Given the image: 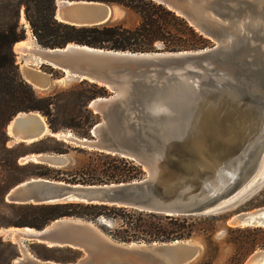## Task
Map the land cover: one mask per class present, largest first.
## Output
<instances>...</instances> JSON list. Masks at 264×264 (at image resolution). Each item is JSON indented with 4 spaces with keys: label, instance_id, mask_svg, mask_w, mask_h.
I'll use <instances>...</instances> for the list:
<instances>
[{
    "label": "water",
    "instance_id": "obj_1",
    "mask_svg": "<svg viewBox=\"0 0 264 264\" xmlns=\"http://www.w3.org/2000/svg\"><path fill=\"white\" fill-rule=\"evenodd\" d=\"M152 1L184 18L216 46L133 53L76 44L47 49L38 44L42 50L36 53L40 66L98 84L112 94L90 105L101 117L92 139L61 138L78 148L134 161L147 177L104 185L34 178L13 188L9 203H79L167 217H209L237 210L264 186V0ZM114 9L58 0L56 20L99 27L113 21ZM24 76L42 90L53 85L40 70L27 69ZM42 117L38 112L18 114L7 127L10 147L39 142L49 132L55 135ZM39 156L36 164H68L61 155ZM99 223L63 218L42 230L2 233L19 247L21 256L14 264H61L37 258L29 243L83 252L74 264H191L200 254L198 247L184 241L120 243ZM229 224L264 227V208L239 213ZM263 256L254 254L246 264H257Z\"/></svg>",
    "mask_w": 264,
    "mask_h": 264
},
{
    "label": "trees",
    "instance_id": "obj_2",
    "mask_svg": "<svg viewBox=\"0 0 264 264\" xmlns=\"http://www.w3.org/2000/svg\"><path fill=\"white\" fill-rule=\"evenodd\" d=\"M58 0H10L0 5V166L19 170L35 169L30 176L60 180L52 176L51 168L41 164L19 167L18 159L26 153L20 150L27 144L8 146L6 126L20 113L38 112L47 118L51 131H72L75 137L92 139V130L101 122V117L90 108L98 98L111 96V92L98 84L80 81L67 91L49 97H40L22 77L16 62L15 46L26 40V31L21 25L22 9L37 43L47 49L65 48L70 44L91 48L133 53H155V46L162 44L166 52L204 50L211 41L197 32L184 19L167 7L152 0H69L107 4L129 9L141 18L140 24L129 29L124 25L106 24L99 27H75L56 20ZM52 70V69H50ZM53 71V70H52ZM43 139L30 144L37 153H46ZM39 148V149H38ZM71 150L65 144L54 150L67 154ZM112 161L96 184H119L140 180L144 169L134 161L100 154ZM60 172V171H58ZM68 184H95L87 181L60 180ZM24 180L18 183H23ZM7 188L0 182V204L7 206ZM10 206V205H8ZM19 211L20 219L14 226L42 230L52 222L63 218H80L99 222L103 218L117 223L118 229L111 231L112 239L120 243H172L194 237L198 220L195 217H167L139 212L134 209L86 205L79 203L54 205H11ZM210 218L201 219L205 237H209ZM33 254L43 261L74 264L83 257V252L72 248H49L33 245ZM9 254L8 256L6 254ZM19 256L11 242L0 238V264H13Z\"/></svg>",
    "mask_w": 264,
    "mask_h": 264
},
{
    "label": "rangeland",
    "instance_id": "obj_3",
    "mask_svg": "<svg viewBox=\"0 0 264 264\" xmlns=\"http://www.w3.org/2000/svg\"><path fill=\"white\" fill-rule=\"evenodd\" d=\"M8 1L10 0H0V5L5 6L8 3ZM24 10L25 9L23 8L21 15V25L26 31L27 38L25 41H30L35 46L39 47L37 41L34 39L30 25L29 27H27L28 22L23 21V16L25 17ZM114 10H115V18L109 24L124 25L129 29H134L140 24L141 18L135 12L122 7H115ZM29 30L31 32L30 34L28 33ZM215 46L216 43L211 41L210 46L207 47L206 49L213 48ZM155 48L157 50V52L155 53L166 52L164 51V47L162 44H157ZM14 52L16 55L17 66L19 67L20 73L24 79H25L24 71L27 69H34V70L42 71L51 80H53V85L48 90H42L37 86L35 87L32 86L35 92L37 93V95L40 97H49L51 95H54L55 93L67 91L73 86L79 84V80L77 79L71 78L70 76H65L63 75V73L56 71L51 67L40 66L39 62L33 61L32 56H24L22 54L17 53L15 50ZM50 69H52L53 71ZM43 118L45 119L49 127L47 118L44 116ZM8 125L6 126V133H7ZM67 134L74 135L72 131L60 132L57 135L63 136ZM53 136L48 135L45 138V139L51 138L54 139V141L51 142L48 141L44 145V148L39 147L45 150H49L48 152L41 154L64 156L65 159L68 161V164L64 168L49 167L51 168L52 176L58 177L60 180L63 179L68 180L69 182H72L73 180H79V181H87L89 183H95L88 185H101V184H96L97 180L104 179L101 178V176L103 177L102 174L106 172L107 167L109 166V164H112V161L107 160L101 157L100 155H98L99 152L78 148L76 145L68 143L65 139L61 138V136L60 137L57 136L53 137ZM8 138H9L8 146L10 147L9 145L10 137L8 136ZM30 144H27L26 148L20 150L21 153L23 152L26 153L25 155H22L18 159V165L21 168L29 164L37 163L35 160L29 162L26 159L27 157L40 155V153L34 152L37 151L36 147L33 148L30 146ZM62 144H65L66 146L70 147L71 150H69L67 154L55 153L54 150L61 149ZM34 171L36 170L35 169L19 170V169H15L14 167L5 168L0 166V182L3 183V185L7 188L8 191V193L5 196V202L7 206L0 204V238H2L4 241L11 242L13 245H15L19 253L18 257L21 256L19 247L15 244L14 240L11 237L7 239V236L2 233L4 230H9V231L12 230L10 232L12 233L14 230L18 229L17 227L14 226V223L19 221L20 219L19 211H17V209H13L10 207L11 205H15V204L9 203L7 200V196L13 188L22 184V183L19 184L18 183L19 181L24 180V182H26L34 178H40V177L30 176L31 173H33ZM143 171H144V177L140 180H143L144 178L147 177V173L145 172V170ZM51 180H55V179H51ZM60 180H56V181H60ZM135 181H139V180H135ZM262 208H264V186L257 194L252 195L251 197L248 198V200L241 203V206L237 210H233L216 216H209V217L198 216L193 218L195 221L198 220L196 225V233L193 238H191L190 240H186L184 242H189L190 244L198 247L200 250V254L197 257V259L191 264H246L254 254L264 252V227L251 226V227L235 228L229 224L230 220L239 213H253ZM203 218H210L209 219L210 224L208 225L209 237L204 236L205 233H203L202 230L203 225L202 224L200 225L199 222ZM102 221H103L102 223L98 222L100 224L102 231L107 236L112 238L110 233L111 231L118 229L117 223L106 218H103ZM133 243H137V242H133ZM140 244H146V243H140ZM33 245H37V243L28 244L29 251L32 254H33L32 252ZM6 255L8 256L9 254L7 253ZM17 258L13 260V264L15 263Z\"/></svg>",
    "mask_w": 264,
    "mask_h": 264
},
{
    "label": "bare ground",
    "instance_id": "obj_4",
    "mask_svg": "<svg viewBox=\"0 0 264 264\" xmlns=\"http://www.w3.org/2000/svg\"><path fill=\"white\" fill-rule=\"evenodd\" d=\"M23 21L24 22H27L25 17L23 16ZM27 27H29V24L27 23ZM29 34L31 33L30 30L28 32ZM42 48L40 47H37L35 46L33 43H31L30 41H23V42H20L16 45L15 47V51L19 54H22L24 56H32V59L33 61H36V62H39V60L37 59L36 57V53L38 51H41ZM69 76V75H68ZM43 118V117H42ZM43 121H45V119L43 118ZM46 122V121H45ZM48 135H52L50 134V132L48 133ZM54 136H57V137H60L61 135H54ZM66 137H69V138H72V137H75L73 134H67ZM30 144V143H29ZM40 156H32L30 157L32 160H35L37 162V159L39 158ZM31 160V161H32ZM28 229V228H27ZM12 230H10L9 232H11ZM15 231V230H14ZM26 231V230H25ZM264 261V256L261 258V260H259V262H263ZM257 262V264L259 263Z\"/></svg>",
    "mask_w": 264,
    "mask_h": 264
},
{
    "label": "built area",
    "instance_id": "obj_5",
    "mask_svg": "<svg viewBox=\"0 0 264 264\" xmlns=\"http://www.w3.org/2000/svg\"><path fill=\"white\" fill-rule=\"evenodd\" d=\"M34 39L36 40V38L34 37Z\"/></svg>",
    "mask_w": 264,
    "mask_h": 264
}]
</instances>
